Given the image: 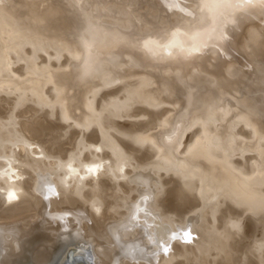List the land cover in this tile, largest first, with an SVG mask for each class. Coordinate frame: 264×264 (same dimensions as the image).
<instances>
[{
	"label": "bare ground",
	"instance_id": "bare-ground-1",
	"mask_svg": "<svg viewBox=\"0 0 264 264\" xmlns=\"http://www.w3.org/2000/svg\"><path fill=\"white\" fill-rule=\"evenodd\" d=\"M218 106L264 131V0H0L2 259L225 261L231 235L209 261L194 239L206 225L229 236L222 220L235 207L217 199L244 195L256 168L245 151L229 165L213 153L231 141L211 132ZM28 211V231L44 230L49 246L30 235L11 257L21 227L5 221Z\"/></svg>",
	"mask_w": 264,
	"mask_h": 264
},
{
	"label": "rangeland",
	"instance_id": "rangeland-1",
	"mask_svg": "<svg viewBox=\"0 0 264 264\" xmlns=\"http://www.w3.org/2000/svg\"><path fill=\"white\" fill-rule=\"evenodd\" d=\"M49 78V79H48ZM46 80V84L44 83V85H43V90L45 91V90H47V88H50V84L49 83H47L49 80H52L49 76L48 77H46V78H43V80ZM40 80H42V79H40ZM48 80V81H47ZM46 85V86H45ZM48 86V87H47ZM44 105H46V104H44ZM32 106V105H31ZM32 107H35L34 105L32 106ZM35 108H37V107H35ZM216 110H214V111H216L217 113H219V115H220V120H217V122H213V123H211V125H214V126H211V132L213 131V130H215L214 131V133L215 132H218L219 131V129H222L223 127V129H224V131H225V138L223 137V141L226 143V142H228L227 140H231L230 141V147H229V149H226L224 146H221V148H220V146L219 147H215V149H214V151H213V153L218 157V156H221V157H218V158H220V159H224V158H228L227 160L226 159H224V160H226V163L229 165V164H232V163H230V162H232V160H233V158L234 157H236V156H238V155H240V153H242L243 151H245V153H246V155L248 156V157H251V159H252V161L255 163L254 165H255V170L254 171H252V172H250V174L248 173V174H245L244 176H243V178H242V180H243V183H244V187H245V192H244V195L242 194V196L240 197L239 195L238 196H234L233 198L232 197H230V198H228V199H225V201H223V200H221V197L220 198H218L217 200H218V202H219V199L221 200L220 201V203H218L217 202V204L219 205L218 207L217 206H215V208L217 209V208H220V207H222V205L223 206H231V207H235V210H234V208L233 209H231L232 211L231 212H229V214L227 215V216H224V219L222 220V226H223V229L226 231V233L227 234H229V236H226V237H224L220 232H218V230L216 229L215 230V228H213V227H208L207 225L205 226L206 228H208L209 229V232H208V229H206L205 227V229H203L201 232H200V234L198 235V237L197 238H195L194 240H195V243H194V245H195V247L197 248H195V250H198V251H200L201 253H202V258H206V260L207 261H209L211 258H213V257H215L216 255L215 254H218L217 252H219L220 253V251H222V248H223V246L224 245H226V242L228 241V238L230 237V235H231V239H233L234 241V244H233V242H232V245H233V247H230V250H229V253H228V255L226 254V260L225 261H217V260H215V264H264V216H263V214L264 213H262V212H264V204H262V203H264V146H263V144H264V142H262V141H264V131L263 130H260L261 132H262V134H261V132L258 130V131H256L254 128L255 127H253V126H251V125H248V124H243L242 123V121H240V120H237L235 117H237V116H234L233 115V112H230V111H228V106H224V107H220V106H218V108H215ZM226 109V110H225ZM219 110V111H218ZM221 110V111H220ZM225 110V111H224ZM231 110V109H230ZM107 109H106V111H105V114H107ZM226 112V113H225ZM229 113H231V114H229ZM222 114V115H221ZM40 117H41V115H39ZM37 117V119H39L40 117ZM227 117V118H226ZM233 117H234V119L236 120H234L233 119ZM231 120V121H230ZM129 122V120L128 119H123V120H119V124H121V126L124 128V129H128L129 128V126H128V122ZM223 121V122H222ZM226 121V122H225ZM235 121V122H234ZM121 122V123H120ZM126 122H127V124H126ZM239 122V123H238ZM223 123H226L225 125L223 124ZM233 123V124H232ZM219 125V126H218ZM126 126V127H125ZM232 126V127H231ZM236 126V127H235ZM247 126V127H246ZM239 128H243L242 130L245 132V133H247V135L246 136H248V137H244V135H242V134H236L235 132H236V130L238 129V130H240ZM247 128V129H246ZM213 129V130H212ZM254 129V130H253ZM263 129V128H262ZM234 130V131H233ZM251 130V131H250ZM231 131H233V132H231ZM256 133H255V132ZM249 132H251L250 134H252V135H250V134H248ZM243 137H242V136ZM236 138H235V137ZM250 136V137H249ZM251 136H253V137H251ZM247 138H249V139H247ZM251 138V139H250ZM254 138H255V141H254ZM238 140V141H236V140ZM240 139V140H239ZM248 141H247V140ZM243 140V141H242ZM251 140V141H250ZM253 140V141H252ZM235 141V142H234ZM246 141V142H245ZM233 142V143H232ZM244 142V143H243ZM255 142V143H254ZM258 142V143H257ZM260 142H262V143H260ZM223 143V142H222ZM242 143V144H241ZM249 143V144H248ZM252 143H253V145H252ZM236 144V145H235ZM239 144H241V147H240V145ZM245 144H246V146H245ZM259 144V145H258ZM261 144V145H260ZM235 145V146H234ZM248 145H250V146H248ZM258 145V146H257ZM233 146V147H232ZM257 148H256V147ZM259 146H260V148H259ZM237 148V150H235L236 148ZM252 147V148H251ZM261 147H263V149L261 148ZM146 147H143L142 149H145ZM234 148V149H233ZM243 148H244V150H243ZM137 149V148H136ZM140 149V148H139ZM218 149V150H217ZM221 151H220V150ZM260 149H262V150H260ZM231 150V151H230ZM260 150V151H259ZM224 151V152H223ZM240 151H242V152H240ZM252 151H254L253 153H252ZM250 152V153H249ZM260 152V153H259ZM140 153V152H139ZM262 153V154H261ZM238 154V155H237ZM227 155H229V157H227ZM250 155V156H249ZM254 155V156H253ZM258 155V156H257ZM261 155V156H260ZM255 156H257L256 158H255ZM141 157H143V156H141ZM147 157V156H146ZM146 157H143V160H142V158L139 160V163H140V161H141V163L140 164H144V165H147L148 166V164L149 165H151V163L153 164V162L151 161V157L149 158V157H147V160H146ZM145 158V159H144ZM149 158V159H148ZM254 158V159H253ZM260 158V159H259ZM261 160V161H260ZM144 161H146V164H145V162ZM149 161V162H148ZM257 162V163H256ZM259 164V165H258ZM256 166H258V167H256ZM154 170V172H158V174H159V172H160V170L161 171H163L162 169H161V166L157 169V168H154L153 169ZM157 170V171H156ZM259 172H258V171ZM260 170H262V172L260 171ZM174 171H176V170H174ZM164 172V171H163ZM163 172H160V174H163ZM171 173V172H170ZM170 173H168V174H170ZM173 173V172H172ZM261 174V175H260ZM255 175V176H254ZM257 175V176H256ZM170 176H173V174L172 175H169V177ZM166 179L168 180L169 179V177H168V175H166ZM244 177H246V179L244 178ZM256 177V178H255ZM259 177L260 178H263L262 180L261 179H259ZM250 178V179H249ZM256 180V181H255ZM261 180V181H260ZM166 181V180H165ZM245 181V182H244ZM260 181V182H259ZM263 181V182H262ZM247 182V183H246ZM257 182H259L260 183V185H259V183H257ZM262 182V183H261ZM251 186H250V185ZM254 185V186H253ZM246 186H248V187H246ZM259 187V188H258ZM257 188V189H256ZM250 192V193H249ZM263 192V193H262ZM252 193L254 194V195H252ZM258 193V194H257ZM257 195V196H256ZM249 196V197H248ZM252 196V197H251ZM260 196V197H259ZM261 198V199H260ZM239 199H240V201H239ZM253 199V200H252ZM244 200V201H243ZM255 200H260V204L258 203H254V201ZM263 200V201H262ZM227 201V202H226ZM251 201V202H250ZM224 202V203H223ZM230 204H229V203ZM239 202V203H238ZM244 202H246L247 204H248V206L250 207H247V204L245 203L244 204ZM249 202V203H248ZM242 203V204H241ZM221 205V206H220ZM233 205V206H232ZM239 205H242L240 208L238 207ZM154 206H156V205H154ZM244 206V207H243ZM261 206V207H260ZM247 207V208H246ZM239 208V209H238ZM259 208V209H258ZM253 209V210H252ZM263 209V210H262ZM237 210V211H236ZM244 212H243V211ZM256 210H257V212H256ZM243 212V214H242V212ZM189 212V211H188ZM217 212L218 213H220V210L218 209L217 210ZM252 212V213H251ZM256 212V213H255ZM260 213V218L258 217V215H259V213ZM232 213V214H231ZM234 213H235V215H234ZM250 213V214H249ZM262 213V214H261ZM29 214H30V217L34 214L35 215V211H28V212H25V214H23L22 215V217H17V218H11V219H8V220H6L5 221V223H7V224H11V223H20V226L19 227H21L20 229H17V234H18V238L16 239V242H14V245H13V247H12V255H11V257H17V255H19L20 254V252H21V250H22V244H23V241L22 240H25L26 238H28L30 235L32 236V242L34 243H36L38 240H39V242H41L39 245H38V242L36 243L37 245H34L37 249H40L41 248V246H44V244H45V246L46 247H43L44 249H47L48 247L47 246H49L48 245V235L45 233V231L44 230H40V232H34V233H36V234H34V233H32V231H28V228H29V222H31V221H36L37 219L36 218H34V219H29L28 217H27V219L25 218V219H23V217L24 216H29ZM231 214V215H230ZM238 214V215H237ZM254 214H256V215H254ZM250 215H251V217H250ZM253 215V216H252ZM108 218H111L112 220H117V219H115V218H112L111 216L110 217H103V216H101V220H106V219H108ZM149 218H151L152 219V216H149ZM230 218H232L231 220H230ZM244 218V219H243ZM29 219V220H28ZM246 219V220H245ZM247 219H251V220H249L248 222H247ZM25 220H26V222L27 223H25ZM242 220H244V221H242ZM251 221V222H250ZM237 222V223H236ZM242 222V223H241ZM150 223V222H149ZM210 223V225H213L212 224V222H209ZM236 223V224H235ZM239 223H240V225H239ZM243 226V227H242ZM27 227V228H26ZM212 228V229H211ZM204 231V232H203ZM216 231V232H215ZM176 232H178V231H176ZM235 232H237V233H235ZM37 233H38V236H37ZM220 233V234H219ZM239 233H241L240 235H238ZM46 234V235H45ZM217 236H216V235ZM234 234H235V236H234ZM35 235V236H34ZM39 235H40V237H39ZM219 235V236H218ZM238 237H237V236ZM242 235V236H241ZM222 236V237H221ZM1 237H4L5 238V236H1L0 235V242H1V244H0V255H2V257H1V259H0V262H1V264H6V263H8L7 261H8V258H9V256H8V254H10L9 252H6L7 250V244L9 245V243L10 242H6L5 240L6 239H8V238H5V240H4V238H1ZM37 237V238H36ZM45 237H47V238H45ZM219 237V238H218ZM224 237V238H223ZM228 237V238H227ZM237 239V241H236V243H235V238ZM38 238H40V239H38ZM181 238V235H179L178 233H176V237L174 238V242H173V244L175 243V242H177L179 239ZM200 238V239H199ZM205 238V239H204ZM222 238V239H221ZM226 238H227V240H226ZM229 238V241H232L231 239ZM241 238H243V239H241ZM3 241H2V240ZM20 239V240H19ZM36 239V240H35ZM38 239V240H37ZM199 239V240H198ZM242 241H241V240ZM47 240V241H46ZM8 241V240H7ZM44 241V242H43ZM226 241V242H225ZM228 241V242H229ZM240 241V242H239ZM137 242H141V241H136V244L138 245L139 243H137ZM225 242V243H224ZM227 242V243H228ZM5 243V244H4ZM29 243H31V242H29ZM214 243V244H213ZM229 243H231V242H229ZM228 243V244H229ZM4 244V245H3ZM6 245V246H5ZM41 245V246H40ZM140 247L141 246H143L142 248H143V250L145 251V245L141 242L140 244ZM138 245V246H139ZM214 246V247H213ZM39 247V248H38ZM211 247V248H210ZM233 248H235V249H233ZM2 250H3V252H2ZM4 250H6V251H4ZM41 250V249H40ZM6 252V253H5ZM38 252H39V250H38ZM49 251H46V253H48ZM232 252V253H231ZM3 253V254H2ZM35 253V252H34ZM5 255V256H4ZM7 255V256H6ZM253 255V256H252ZM5 258L6 260H3V259ZM3 260V261H2ZM212 260V259H211ZM120 259L118 260V262L120 263ZM6 262V263H5ZM191 262H193V261H190V263ZM190 263H187V264H190ZM213 264H214V262H212ZM191 264H195V263H191Z\"/></svg>",
	"mask_w": 264,
	"mask_h": 264
},
{
	"label": "snow or ice",
	"instance_id": "snow-or-ice-1",
	"mask_svg": "<svg viewBox=\"0 0 264 264\" xmlns=\"http://www.w3.org/2000/svg\"><path fill=\"white\" fill-rule=\"evenodd\" d=\"M94 171H95L94 168H90V169H89V172H94ZM9 196H10V198H13V199L15 198V197H14V194H12V193H10ZM185 235L187 236L188 234L185 233ZM165 251H166V249H165Z\"/></svg>",
	"mask_w": 264,
	"mask_h": 264
}]
</instances>
